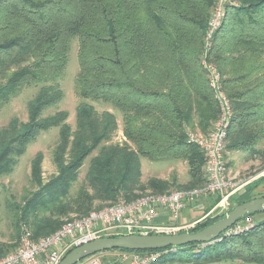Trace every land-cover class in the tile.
<instances>
[{
  "label": "trees",
  "instance_id": "16d2710c",
  "mask_svg": "<svg viewBox=\"0 0 264 264\" xmlns=\"http://www.w3.org/2000/svg\"><path fill=\"white\" fill-rule=\"evenodd\" d=\"M239 1L228 8L227 14L235 9L232 18H225L207 48L203 39L214 0H0V75L17 66L0 84V107L25 85H41L28 104V121L12 119L0 129V175L13 170L41 132L59 127L53 153L58 173L44 181L42 156H37L31 171L37 189L23 196L20 204L16 199L8 202L20 231L26 223L38 238L59 229L62 218L71 213L87 215L96 200L110 204L133 200L139 197L138 190L165 193L177 185L176 178L154 177L143 183L141 157L183 159L190 176L183 187L203 185L205 155L189 141L188 132L194 129L191 126L209 131L220 114L204 62L217 67L232 102L227 148L264 161V147L259 145L264 140V0ZM194 32L203 39H196ZM75 38L81 101L73 131L67 111L42 114L64 98L61 79ZM89 100L119 108L124 142L113 141L118 129L115 114L98 111ZM89 156L87 184L72 193ZM257 185L247 184L235 206L260 197L254 193ZM219 200L217 196L213 204ZM212 223L200 224L192 232ZM225 232L203 247L191 243L176 248L191 247L197 252L195 259L206 262L238 259L264 264V220L254 219V225L239 234ZM17 243L0 241V257ZM150 251L154 250L141 252Z\"/></svg>",
  "mask_w": 264,
  "mask_h": 264
},
{
  "label": "built area",
  "instance_id": "2783aa9c",
  "mask_svg": "<svg viewBox=\"0 0 264 264\" xmlns=\"http://www.w3.org/2000/svg\"><path fill=\"white\" fill-rule=\"evenodd\" d=\"M231 3L232 0H214L206 30L207 48L222 25L227 6ZM204 64L220 105V114L209 131L188 132L189 141L196 144L205 155L206 181L203 185L173 192L151 193L133 200L120 199L103 208L93 209L87 215L67 218L55 232L38 238L34 237L26 223H22L18 245L0 257V264H60L74 248L102 237L192 232L212 211L194 220L185 219L183 212L187 205L218 195L220 200L212 209L214 210L240 189L242 185L235 186L237 182L228 174L225 157L233 117L232 102L224 89L217 67L209 62ZM253 225L254 218L246 215L224 235L239 234ZM205 245L206 243L201 244L202 247ZM176 250V247L150 252L117 249L91 255L76 264H155L162 254Z\"/></svg>",
  "mask_w": 264,
  "mask_h": 264
},
{
  "label": "rangeland",
  "instance_id": "374dc122",
  "mask_svg": "<svg viewBox=\"0 0 264 264\" xmlns=\"http://www.w3.org/2000/svg\"><path fill=\"white\" fill-rule=\"evenodd\" d=\"M182 2V0H181ZM240 5L239 0H232V3L227 6L225 18L226 21L232 18V15L235 9L229 11L227 14V10L230 6H238ZM183 8L185 4H180ZM212 10V9H211ZM210 10V13H211ZM8 18H11L8 15ZM225 20V19H224ZM4 23V21H2ZM21 25L18 23L17 26ZM11 32V31H10ZM194 36L197 38L203 39V35L201 36L199 32H194ZM206 39V35L203 40ZM199 40V39H198ZM197 40V41H198ZM197 41L193 44L197 47ZM78 50H79V42L75 38L71 43V50L69 53V59L67 65L65 67L63 78L61 79V86L64 90V98L56 105L47 108L44 110V116L55 113L59 110H65L68 112V123L70 124L72 130L76 129V112L78 104L81 99L79 94L77 93L76 86V77L79 73V61H78ZM201 65H203V58L201 59ZM205 67V66H204ZM203 67V68H204ZM17 68L16 65L6 71H3L0 75V84L4 83L9 76L11 75V71ZM205 69V68H204ZM206 71V70H205ZM207 74V73H206ZM209 77V75H207ZM158 77V76H157ZM156 77V78H157ZM162 79L161 76L158 77ZM41 85L30 84L25 85L23 89L15 96H12L7 102L1 104L0 107V129L9 125L12 119H18L21 122H27L29 119L28 113V104L30 100L36 95ZM224 86V85H223ZM225 89V88H224ZM226 91V90H225ZM95 108L102 112L104 110H109L113 112L118 121V129L114 134L113 141L114 142H124V120L123 115L119 108L113 106L109 102H105L102 100H89ZM195 129H199L197 126H191ZM59 142V127H52L48 130L41 132L37 138L27 145L23 156L20 159L19 165H16L13 174V170L8 174H3L0 176V207L3 210H6V213H2V217L6 220L5 223L0 225V233L4 232L5 236L14 237V240L19 239L20 233V224L15 225V221L13 220V213L8 206L9 201H15L20 204L23 200V196L28 195L29 192L35 191L37 189V185L32 181L31 171H32V162L37 156H42L41 161V169H42V177L44 181H47L52 176H55L58 173V167L54 159V149ZM229 143V139L226 144L225 157L227 162V171L230 178L237 182L235 186L242 185L240 189H238L223 205L218 208L212 210L216 204L215 198L218 195H213L207 199H203L199 203L187 205L183 216L185 219L194 220L201 216H207L202 222L198 225L203 224L209 221H216L217 218L220 219L224 217L227 213H229L236 205L237 196H239L240 192L244 190L245 185L248 182H255V178L259 175L261 176L264 173V161L261 157H253L248 152L241 151H233L227 148ZM260 147H264V140L259 143ZM258 145V146H259ZM92 157L89 156L83 166L79 171L78 180L72 185L71 192L75 193L80 186L83 184H87L86 175L90 165V159ZM141 172L142 177L141 180L143 183H147L149 179L157 177L161 179H171L176 178L177 185H172L168 190V192H173L177 190L185 189L183 186H187L188 180L190 178L188 173V166L183 159H158L152 160L147 157H141ZM263 177V176H262ZM261 178V177H260ZM264 178V177H263ZM172 181V179H171ZM262 184H264V179L262 180ZM139 197L150 195L151 193H155L152 189H145V191L138 190ZM137 191V192H138ZM3 200V201H2ZM7 203V206H6ZM108 202H99L96 200L95 209H100L107 206ZM213 204V205H212ZM225 206V207H224ZM192 210V211H191ZM191 211V213H190ZM78 216L76 213H71L67 217H63L62 220H66L67 218ZM216 219V220H215ZM256 222H260L264 220V212L257 213L254 216ZM196 225V227L198 226ZM195 227V228H196ZM16 243V241H15ZM13 243V244H15ZM18 244V243H17ZM210 248L207 249V251ZM197 252L191 247H181L175 253H172L166 259H161L155 264H206L204 260H196ZM232 260V259H231ZM236 260V259H235ZM241 261V260H240ZM243 262V261H241ZM213 264V263H212ZM215 264H238V262L232 261H221Z\"/></svg>",
  "mask_w": 264,
  "mask_h": 264
},
{
  "label": "water",
  "instance_id": "95a60500",
  "mask_svg": "<svg viewBox=\"0 0 264 264\" xmlns=\"http://www.w3.org/2000/svg\"><path fill=\"white\" fill-rule=\"evenodd\" d=\"M264 212V196L257 197L235 206L224 217L194 232L178 234H130L102 237L71 250L60 264H76L91 255L113 249L131 251L159 250L167 247H180L191 243H207L218 238L248 213Z\"/></svg>",
  "mask_w": 264,
  "mask_h": 264
},
{
  "label": "crops",
  "instance_id": "0c3cea01",
  "mask_svg": "<svg viewBox=\"0 0 264 264\" xmlns=\"http://www.w3.org/2000/svg\"><path fill=\"white\" fill-rule=\"evenodd\" d=\"M23 156V154L19 157V159H18V162L16 163V165H19V162H20V159H21V157ZM15 165V166H16ZM15 166H14V168H15ZM15 169H13V174H15V171H14ZM0 176H2V175H0ZM264 177V173L261 175V176H257L256 178H255V182L257 181L258 182V185H257V187H256V189L254 190V193L257 195V196H264V184H262V180L264 179L263 177ZM261 177V178H260ZM250 182H248V184H249ZM247 185V184H246ZM245 185V186H246ZM3 201V200H2ZM1 205V204H0ZM6 206H7V203H6ZM192 211V210H191ZM191 211H190V213H191ZM2 213H6V210H3V208L1 209V207H0V225L2 224V223H5L6 222V220L2 217ZM5 233L4 232H2V233H0V241L1 242H5V243H8V244H13V243H15V241H16V243H17V241L18 240H14V237H10V236H5L4 235ZM225 261H232L233 263L234 262H238V264H257V263H247V262H241L240 260H238V259H236V260H234V259H224ZM221 261H223V260H220V261H211V262H205L206 264H215V263H217V262H221Z\"/></svg>",
  "mask_w": 264,
  "mask_h": 264
}]
</instances>
